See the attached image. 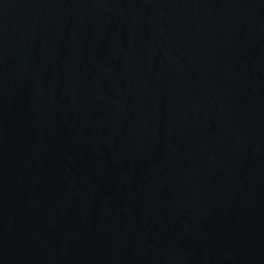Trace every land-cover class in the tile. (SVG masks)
<instances>
[{
    "label": "water",
    "instance_id": "95a60500",
    "mask_svg": "<svg viewBox=\"0 0 264 264\" xmlns=\"http://www.w3.org/2000/svg\"><path fill=\"white\" fill-rule=\"evenodd\" d=\"M0 264H264V0H0Z\"/></svg>",
    "mask_w": 264,
    "mask_h": 264
}]
</instances>
